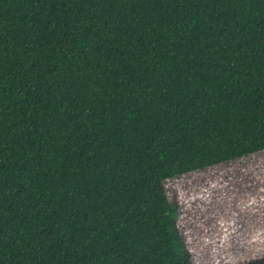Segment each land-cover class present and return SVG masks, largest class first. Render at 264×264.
Wrapping results in <instances>:
<instances>
[{
  "label": "trees",
  "instance_id": "trees-1",
  "mask_svg": "<svg viewBox=\"0 0 264 264\" xmlns=\"http://www.w3.org/2000/svg\"><path fill=\"white\" fill-rule=\"evenodd\" d=\"M262 149L264 0H0V264H191L167 180Z\"/></svg>",
  "mask_w": 264,
  "mask_h": 264
},
{
  "label": "rangeland",
  "instance_id": "rangeland-1",
  "mask_svg": "<svg viewBox=\"0 0 264 264\" xmlns=\"http://www.w3.org/2000/svg\"><path fill=\"white\" fill-rule=\"evenodd\" d=\"M253 154L167 180L168 198L173 204V199L182 202L177 227L191 264H240L264 258V239H259L263 234L253 239L264 226V213L258 217L260 223L247 227L235 220L241 213L236 207L264 202V176L253 183L246 175L254 167L264 168V149Z\"/></svg>",
  "mask_w": 264,
  "mask_h": 264
},
{
  "label": "crops",
  "instance_id": "crops-1",
  "mask_svg": "<svg viewBox=\"0 0 264 264\" xmlns=\"http://www.w3.org/2000/svg\"><path fill=\"white\" fill-rule=\"evenodd\" d=\"M254 155V154H253ZM249 173H247L246 175L252 177V182L254 183L256 180L257 182H260V179H262L261 177L264 176V173H259V172H264V168L263 169H259V168H253L251 170L248 171ZM255 192V191H252ZM264 206V202L260 203L259 206H251L248 208H238L239 210H241V213L237 216V218L235 219L238 223V225L240 224L241 226L247 227V225H252L253 222H257L260 223V219L258 217H260L264 211H262L264 208L262 207ZM252 211V214H251ZM251 214V215H250ZM262 233L263 236L262 238H259L261 240L264 239V226H262L259 231L257 232V235L253 237V239L257 238V236ZM224 239H230V236H222ZM256 240V239H255Z\"/></svg>",
  "mask_w": 264,
  "mask_h": 264
}]
</instances>
